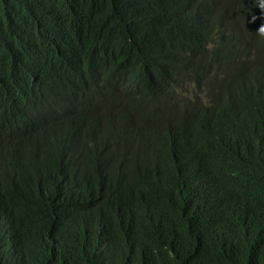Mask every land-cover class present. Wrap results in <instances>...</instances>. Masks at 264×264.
I'll return each instance as SVG.
<instances>
[{"label":"trees","instance_id":"1","mask_svg":"<svg viewBox=\"0 0 264 264\" xmlns=\"http://www.w3.org/2000/svg\"><path fill=\"white\" fill-rule=\"evenodd\" d=\"M77 2L0 0V35L8 50L0 74L17 64L24 75L28 67H54L39 77L25 75L24 92L3 94L8 105L29 109L25 124L35 126L14 134L16 124H2L0 117V153L15 150L8 165L18 174L2 187L5 197H32L29 187L49 176L35 162L47 160L59 171L74 146L82 154L80 191L114 228L127 230L137 264H193L217 228L172 220L157 209L154 192L193 157L205 171L208 212L222 220L228 197L220 183L235 182L218 171L235 173L252 191L264 193V183L237 158L231 157V167L224 164L229 155L220 145L175 113L187 102L199 122L223 114L222 107L207 113L195 98V57L238 59L264 72V0ZM125 138L138 142L136 150L108 160L109 139ZM234 218L255 219L260 238L251 264H264V203L242 200ZM14 250L11 237L4 251ZM2 254L0 243V264H37L16 252ZM50 264L63 263L56 258ZM199 264L209 263L201 258Z\"/></svg>","mask_w":264,"mask_h":264},{"label":"clouds","instance_id":"2","mask_svg":"<svg viewBox=\"0 0 264 264\" xmlns=\"http://www.w3.org/2000/svg\"><path fill=\"white\" fill-rule=\"evenodd\" d=\"M78 4L77 0H73ZM264 36V26L259 28ZM8 50L6 40L0 35V59ZM196 100L208 113L216 107L223 108L217 119L206 118L197 121L191 106L184 102L175 115L188 121L192 128L204 132L220 145L223 155H229L224 162L231 167L232 158H237L243 167L252 169L257 180L264 183V72L238 59L207 60L193 59ZM17 64L4 74H0V117L2 124L15 123L14 134L33 131L34 125H26L31 116L29 109L16 108L5 103L11 93H22V84L27 77L51 73V64L28 67ZM28 102V100H27ZM180 132V131H178ZM182 133V132H180ZM183 134V133H182ZM138 142L125 138L116 142L109 139L108 160L122 157L125 150L132 149ZM14 149L0 153L2 172L0 173V243L3 256L16 252L22 259L32 257L37 264H50L61 259L63 264H137L138 253L129 240L126 229L114 228L98 213L89 198L80 191L78 175L83 172L82 155L74 146L65 167L56 170L43 160L49 176L40 186H30L35 191L32 197L18 196L6 199L3 186H11L18 178L16 170L8 163ZM1 152V151H0ZM137 154L143 156V151ZM107 160V161H108ZM186 168H180L154 192L157 209L176 222L193 221L205 228H217L211 240L202 245L193 264L205 258L209 264H251L252 251L260 238L256 221L234 218L242 200L249 203H264V193L252 191L239 181L233 172L217 175L235 182L222 184L228 197L224 204V217L219 220L207 209L203 189L205 171L199 169L195 158L186 160ZM8 177L9 182L5 181ZM232 208L235 210L232 211ZM13 237L16 250L6 252L5 246Z\"/></svg>","mask_w":264,"mask_h":264}]
</instances>
